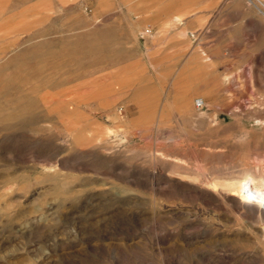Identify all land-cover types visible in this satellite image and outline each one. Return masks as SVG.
Listing matches in <instances>:
<instances>
[{"label": "rangeland", "instance_id": "1", "mask_svg": "<svg viewBox=\"0 0 264 264\" xmlns=\"http://www.w3.org/2000/svg\"><path fill=\"white\" fill-rule=\"evenodd\" d=\"M250 191L264 0H0V264H264Z\"/></svg>", "mask_w": 264, "mask_h": 264}, {"label": "bare ground", "instance_id": "2", "mask_svg": "<svg viewBox=\"0 0 264 264\" xmlns=\"http://www.w3.org/2000/svg\"><path fill=\"white\" fill-rule=\"evenodd\" d=\"M148 31H149V29L146 28L145 32L148 33ZM198 100H200L201 103H202V98L201 97H196L195 100H194V104H195V106L197 108H200L201 104L200 105L196 104V102H198ZM247 198L249 200H251L255 204V206L258 207L260 210H262V212L264 213V197H258L257 194L255 193V191H250V193L247 196ZM247 202H249V201H247Z\"/></svg>", "mask_w": 264, "mask_h": 264}, {"label": "crops", "instance_id": "3", "mask_svg": "<svg viewBox=\"0 0 264 264\" xmlns=\"http://www.w3.org/2000/svg\"><path fill=\"white\" fill-rule=\"evenodd\" d=\"M139 1V0H138ZM141 1H143V0H141ZM134 2H135V0H134ZM189 3H191L190 1L189 2H186V6H184V7H181L175 14H174V22L175 23H178L179 21H181L183 18H186L185 17V14H186V12H187V8H188V4ZM144 12H143V14H142V18L144 19V18H146V16H147V14H146V12H147V9H144L143 10ZM191 19V18H190ZM165 23V24H164ZM166 25L167 23L165 22V20H163L162 21V23H161V25ZM207 43H209V42H205V44H207Z\"/></svg>", "mask_w": 264, "mask_h": 264}, {"label": "built area", "instance_id": "4", "mask_svg": "<svg viewBox=\"0 0 264 264\" xmlns=\"http://www.w3.org/2000/svg\"><path fill=\"white\" fill-rule=\"evenodd\" d=\"M197 105H200L202 104L200 100H198V102H196Z\"/></svg>", "mask_w": 264, "mask_h": 264}]
</instances>
